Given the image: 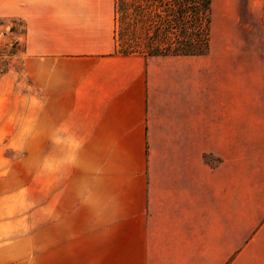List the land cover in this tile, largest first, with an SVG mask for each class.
Here are the masks:
<instances>
[{"label": "crops", "instance_id": "0c3cea01", "mask_svg": "<svg viewBox=\"0 0 264 264\" xmlns=\"http://www.w3.org/2000/svg\"><path fill=\"white\" fill-rule=\"evenodd\" d=\"M0 17L26 25L34 87L1 75L0 144L28 113L49 138L67 264H264V128L236 151L234 98L204 97L199 56L117 52L115 0H0Z\"/></svg>", "mask_w": 264, "mask_h": 264}, {"label": "rangeland", "instance_id": "374dc122", "mask_svg": "<svg viewBox=\"0 0 264 264\" xmlns=\"http://www.w3.org/2000/svg\"><path fill=\"white\" fill-rule=\"evenodd\" d=\"M21 29L19 20L0 17V75L10 67L20 74L16 88L33 93L22 71ZM192 61L188 66H203L204 97L234 98L235 149L242 154L244 129L264 128V0H212L211 49ZM33 125L28 113L26 134L0 144V264H67L51 227L57 175L49 138L36 137Z\"/></svg>", "mask_w": 264, "mask_h": 264}, {"label": "trees", "instance_id": "16d2710c", "mask_svg": "<svg viewBox=\"0 0 264 264\" xmlns=\"http://www.w3.org/2000/svg\"><path fill=\"white\" fill-rule=\"evenodd\" d=\"M115 11L122 54L202 56L211 49L212 0H115ZM10 18L21 22L24 39V21Z\"/></svg>", "mask_w": 264, "mask_h": 264}]
</instances>
